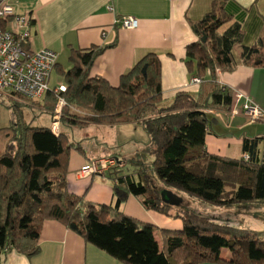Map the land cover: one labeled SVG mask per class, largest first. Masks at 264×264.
Returning a JSON list of instances; mask_svg holds the SVG:
<instances>
[{
	"label": "trees",
	"instance_id": "obj_1",
	"mask_svg": "<svg viewBox=\"0 0 264 264\" xmlns=\"http://www.w3.org/2000/svg\"><path fill=\"white\" fill-rule=\"evenodd\" d=\"M224 1L214 0L192 23L198 38L187 45L186 57L194 63L193 75L201 78L195 96L180 90L163 102L160 62L153 52L139 58L115 86L92 76V63L103 47L91 46L70 49L69 67L57 69L63 91L48 90L40 99H0L12 112L9 124L0 128V264L10 250L28 257L38 254L41 226L50 219L124 264H264V230L217 222L180 207L187 199L180 192L220 207L264 202L262 136L243 137L239 158L212 154L205 145L215 121L210 110L229 111L233 105V94L218 83V72L239 63L264 67V18L258 37L247 45ZM10 20H0V26ZM28 44L21 40L25 52H31ZM59 98L65 102L60 127L133 123L146 133L147 143L134 155L101 156L116 159L102 174L111 182L114 204L95 203L70 191V151L84 153V147L62 128L55 133L51 125L27 118L25 99L46 107L51 120ZM127 165L130 169L124 171ZM163 186L182 198L179 206L161 201ZM129 195L147 210L179 218L181 228H159L123 213L119 206Z\"/></svg>",
	"mask_w": 264,
	"mask_h": 264
},
{
	"label": "crops",
	"instance_id": "obj_2",
	"mask_svg": "<svg viewBox=\"0 0 264 264\" xmlns=\"http://www.w3.org/2000/svg\"><path fill=\"white\" fill-rule=\"evenodd\" d=\"M5 1L12 7L15 14H28L34 20V24L30 27L29 49L31 51L42 48L53 50L57 55L56 69L69 67L68 56L72 48L103 47L92 63L90 74L102 77L115 86L119 83L121 75L126 73L139 58L148 52H153L160 62L164 103L170 102L175 92L180 90L188 91L193 96L197 94L200 82H192V78H199L200 81L201 78L193 75L194 63H188L186 47L198 38L192 29V23L211 9L214 0ZM108 5L112 6V10L107 8ZM222 5L225 12L231 15L232 21L240 23L244 31L243 43L252 44L258 37L263 22L264 0H225ZM122 16L137 19V27L132 29L119 27L116 20ZM224 26L226 27L227 24ZM207 78L208 75H205V79ZM61 83L63 84V81ZM218 83L231 90L233 105L241 106L244 100L249 98L264 111V67L239 63L232 70L219 71ZM239 94L240 97H237ZM35 109L36 107L31 108V110ZM40 110L48 115V111L44 108ZM210 111L215 121L205 137L208 152L239 158L242 156L243 137L260 136L259 133L254 135L251 130L242 131L249 127V122L243 115H233L222 109ZM3 115L6 116L5 124L8 125L12 117L11 109L8 107ZM222 116L226 118L222 119ZM238 119L240 121L243 119L245 123L235 124L239 121ZM5 124L0 123V128L6 126ZM123 125L125 124H87L73 127L80 129L78 131L88 130L70 136L73 141L81 142L84 147V153L70 151L66 176L70 191L83 195L85 199L95 203L114 204L115 197L111 182L107 178L95 173L79 176L78 172L88 159L111 153L122 155L114 148L124 145V142H133L135 151L147 143L146 133L140 126L133 123H126V127H132L133 134L126 133L120 136L119 132L122 131ZM59 129H61L60 126ZM93 130L100 137L90 140ZM235 131L240 132L239 135H235ZM102 132L106 135H100ZM116 135L120 138L124 137V140L119 137L115 139ZM96 136L95 134L94 137ZM1 144L0 138V146ZM101 144H105L113 151H97ZM119 209L127 215L152 223L159 228L180 229L182 226L179 218L147 210L132 195L120 204ZM224 223H230V221ZM39 246V253L31 257L16 250H10L4 255L3 264H124L87 243L81 236L56 220L50 219L43 222ZM222 256L226 258L228 255L223 253Z\"/></svg>",
	"mask_w": 264,
	"mask_h": 264
},
{
	"label": "built area",
	"instance_id": "obj_3",
	"mask_svg": "<svg viewBox=\"0 0 264 264\" xmlns=\"http://www.w3.org/2000/svg\"><path fill=\"white\" fill-rule=\"evenodd\" d=\"M107 8L112 10V6ZM11 17L10 22L3 28L0 26V99L19 101L20 96L26 99H40L46 91L54 93L63 91L62 84L56 87L49 86L50 74L57 62L56 53L48 48L25 52L21 48V40H28L30 36V16L18 15L5 1H0V20ZM121 28L132 29L138 25L137 19L131 16H122L116 20ZM192 82H200L199 78L193 77ZM240 97V94L237 95ZM65 104L62 98L52 114L51 129L57 133L59 116ZM233 115H243L247 122H254L264 118V111L253 101L246 98L241 106L233 105L228 111ZM247 158V156H244ZM116 164L113 157H100L83 164L78 172L79 176L90 174H103L108 168Z\"/></svg>",
	"mask_w": 264,
	"mask_h": 264
},
{
	"label": "rangeland",
	"instance_id": "obj_4",
	"mask_svg": "<svg viewBox=\"0 0 264 264\" xmlns=\"http://www.w3.org/2000/svg\"><path fill=\"white\" fill-rule=\"evenodd\" d=\"M224 28H225V26L222 27L220 30H222ZM62 81L63 80H62L61 74L59 73V71L57 69L54 68L50 74L49 86L50 87L57 86ZM25 101L28 102L25 105L26 106L29 105L24 110L27 118H34L33 123L36 125H45V126L51 125L52 119L50 120V116L47 115L46 113H42L40 110L41 108H45V110H47L46 107H44V106L41 107L39 102H36L34 100H26L25 99ZM29 107H34V108L36 107V109L31 110V109H29ZM6 110H8V104L6 102H0V121H1L0 123L5 124L6 116L3 114L6 112ZM217 116H220V115H217ZM60 117H61V115L59 116V118ZM225 118H224V116H222V119H225ZM243 123H245V121L242 119V121L239 120L235 124L242 125ZM250 123L248 124L249 127H247V129H245V128L242 129V131L247 132V131L251 130V133H253L254 135H258V133L260 134V136L263 135V139H264V121H256L255 123H252V122H250ZM61 128L65 130V132L69 135V137L70 136L72 137V135H74V134L86 132L88 130V129H84L82 131H78L80 129H76V128L70 129L69 127H67L65 125H62ZM119 133H120V136L125 135L126 133L133 134V130H132V127H126V124H125L122 127V131H120ZM235 133H236L235 135H239L240 132L235 131ZM95 134L97 135L96 137H94ZM100 135L105 136L106 134H104V132H102ZM91 136L92 137H90V140H93L97 137H100L99 134L96 133L94 130L92 131ZM120 136L116 135L114 137L116 139V137L120 138ZM249 137H253V136H249ZM105 139H107V138H105ZM108 139H109V137H108ZM120 139L124 140V137L120 138ZM107 143H109V141ZM123 144L124 145H122V146L114 148V150L120 152L122 155H125L126 157L134 155L135 148L133 146V142L129 141L127 143L124 142ZM261 145L262 146L260 149H263L264 148L263 143ZM97 149H98L97 151H100V152H102V151H113L111 148H109L105 144H101L100 146H98ZM127 169H130L129 165L124 167V171H126ZM161 186H162V184H161ZM163 188H164V186H163ZM180 193L187 197V199L184 200L182 205H180L181 208L193 210V211H196L197 213L205 215V216H211V217L217 216L219 218L213 219L214 221H217V222L224 223L226 221L227 222L230 221L229 224H232V225H235L238 227L250 228V229H255V230H264V202H249V203H245V204H235V205H232L229 207H220V206L210 205L206 202L200 201L196 197H189L183 192H180ZM177 206H179V205H177ZM173 210L174 209H171L172 212H173Z\"/></svg>",
	"mask_w": 264,
	"mask_h": 264
},
{
	"label": "water",
	"instance_id": "obj_5",
	"mask_svg": "<svg viewBox=\"0 0 264 264\" xmlns=\"http://www.w3.org/2000/svg\"><path fill=\"white\" fill-rule=\"evenodd\" d=\"M160 198L162 202L175 206L179 205L182 202V198L179 195L166 188L160 190Z\"/></svg>",
	"mask_w": 264,
	"mask_h": 264
}]
</instances>
